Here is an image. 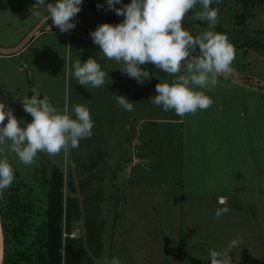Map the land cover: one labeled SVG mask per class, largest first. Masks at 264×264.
Here are the masks:
<instances>
[{
  "label": "rangeland",
  "instance_id": "obj_1",
  "mask_svg": "<svg viewBox=\"0 0 264 264\" xmlns=\"http://www.w3.org/2000/svg\"><path fill=\"white\" fill-rule=\"evenodd\" d=\"M36 2L0 0V100L25 122H31L32 117L21 101L31 97L34 89L40 92V99L48 97L60 113L67 108L72 118L75 105L90 110L94 130H100L102 147L108 153L100 202L105 224L103 252L95 257V264H108L113 257L120 264H211L210 250L230 254L229 233L235 225H242L239 220L246 216V210L236 208L232 201L222 206L219 193L232 196L237 191L226 189V185L235 189L240 179L251 182V175H223L222 183L216 177L217 171L249 165L250 153L243 149V141L250 131L254 134L255 114L261 111L260 98L249 86L264 89V0H214L211 7L218 17L211 30L226 35L234 46L233 71L228 78L219 77L215 89L203 90L213 100L208 109L184 117L174 110L165 112L150 101L157 95L156 84L172 83L173 76L149 63L142 67L150 71L152 79L141 85L119 70L122 62L100 59V48L90 32L108 22L93 17L86 0L75 17L76 27L66 33L47 20V0L45 5H37L41 15L32 16L29 9ZM130 2L123 0L124 4ZM200 10L198 4L191 15ZM241 13H245L244 22ZM123 19L109 23L118 24ZM182 26L196 35L209 30L208 22H190L187 17ZM191 56L196 57L192 52ZM89 57L96 58L107 74L102 87L82 86L74 77V62ZM117 95L133 102L134 110L121 108ZM232 132L240 140L236 152L226 146ZM9 145H0V159L6 157L14 173L19 172L31 187L41 214L47 204L42 176L57 166L66 179L70 173L76 182L80 178L70 148L56 156L41 152L26 166ZM74 195L83 198L79 191ZM223 207L230 211L223 215L224 220L217 219L216 210ZM252 210L253 206L248 207L250 216L258 215ZM82 212L73 224L74 236L86 233L84 206ZM37 217L38 222L41 216ZM244 225L260 228L258 220Z\"/></svg>",
  "mask_w": 264,
  "mask_h": 264
},
{
  "label": "clouds",
  "instance_id": "obj_2",
  "mask_svg": "<svg viewBox=\"0 0 264 264\" xmlns=\"http://www.w3.org/2000/svg\"><path fill=\"white\" fill-rule=\"evenodd\" d=\"M106 3L107 10L124 19L118 24H100L90 32L93 43L100 48L97 53L100 59L122 62L123 67L119 70L141 85L146 79H152L150 71L142 67L149 63L173 76L172 83L156 84L157 95L150 98L165 112L174 110L177 116L184 117L208 109L213 100L203 90L215 89L221 76L228 78L235 59V49L228 37L211 30L218 17L217 10L211 7L214 0H131L128 4H124L123 0H106ZM82 4L83 0L48 3L47 20L51 19L61 33H66L76 27L75 17L80 13ZM118 4L122 7H116ZM198 4L201 10L194 12L191 19L208 22L209 30L194 37L182 25L188 13ZM37 5H45V0H37L29 9L35 17L41 15ZM97 7L103 5L98 4ZM196 49L199 55L192 57L191 52ZM73 68L78 84L92 88L105 84L107 74L96 58L89 57L86 61L77 59ZM32 93L31 97L21 101L24 111L32 117L31 122L18 119L14 110L0 100V145L10 142L9 150L22 164H33L41 152L56 156L70 147L78 148L82 139L91 138L94 121L87 107L73 106L75 118H72L67 108L60 113L48 97L40 99V92L35 89ZM116 99L124 110H134V103L126 96L117 95ZM13 181L12 165L6 157L0 159V194ZM218 202L223 204L225 200L219 198ZM229 211L228 207L218 208L215 216L218 219ZM238 245L239 241L234 239L229 242L228 248L231 250ZM209 256L211 264H233L229 251L210 250ZM108 264H120V261L113 257Z\"/></svg>",
  "mask_w": 264,
  "mask_h": 264
},
{
  "label": "trees",
  "instance_id": "obj_3",
  "mask_svg": "<svg viewBox=\"0 0 264 264\" xmlns=\"http://www.w3.org/2000/svg\"><path fill=\"white\" fill-rule=\"evenodd\" d=\"M86 1L95 18L106 19L108 23L123 18L107 10L106 0ZM47 2L54 4L56 0ZM98 4L103 7L98 8ZM239 16L244 22L245 13ZM191 17L190 11L187 18L190 22L196 21ZM256 48L260 49L259 46ZM192 53L198 56L199 50ZM92 133L91 138L80 141L78 148L70 147L79 168L77 182L72 173L66 179L57 166L42 176L40 182L46 186L47 202L42 214L37 210L38 201L31 187L19 172L14 173L13 183L0 194V216L5 236L4 264H95V257L102 255L105 224L100 202L108 153L102 147L104 138L100 130L93 127ZM77 191L83 194V198L74 195ZM83 206L86 233L74 236L73 224L82 217ZM38 214L41 217L37 222Z\"/></svg>",
  "mask_w": 264,
  "mask_h": 264
},
{
  "label": "crops",
  "instance_id": "obj_4",
  "mask_svg": "<svg viewBox=\"0 0 264 264\" xmlns=\"http://www.w3.org/2000/svg\"><path fill=\"white\" fill-rule=\"evenodd\" d=\"M249 87L257 92L256 96L260 98V101L257 103L261 108V111L259 113L257 112V115L255 114L258 119L253 121L254 124H256L254 134L250 131L246 140L244 139L243 141V149L248 150L250 153L249 165L246 167L238 165L236 168H228L225 171L221 170L220 172L217 171L216 177L217 181L222 183L224 181L223 175L232 173L238 175H241L242 173H250L251 175V182L249 181V178H239L240 180L238 182L235 181V189L226 185V189L237 191L236 193H233L232 196L228 195L227 192L219 193V198H224L225 200V203H220L222 206H227L232 201V204L235 205L236 208L241 207L246 210V216L239 220L242 225L240 227L235 225L236 229L229 233L231 241L234 239L239 241L238 247L234 248L230 253L233 264H264V89L257 88L258 86ZM229 138L230 142H227L228 144H226V146H230L231 150L233 149L234 152L238 151L240 144L239 136L232 132L230 133ZM220 145L223 147V143ZM235 182H232V187ZM252 206V212L257 213L258 215H249L248 207ZM254 207L258 208L254 209ZM221 218L224 220L225 216L222 215ZM254 220L260 222L259 229H249L250 226L244 225ZM234 221L237 220L234 219Z\"/></svg>",
  "mask_w": 264,
  "mask_h": 264
},
{
  "label": "water",
  "instance_id": "obj_5",
  "mask_svg": "<svg viewBox=\"0 0 264 264\" xmlns=\"http://www.w3.org/2000/svg\"><path fill=\"white\" fill-rule=\"evenodd\" d=\"M5 257V236L0 216V264H4Z\"/></svg>",
  "mask_w": 264,
  "mask_h": 264
}]
</instances>
